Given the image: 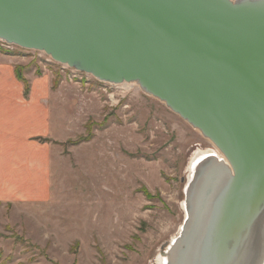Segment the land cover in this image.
<instances>
[{"label":"water","instance_id":"95a60500","mask_svg":"<svg viewBox=\"0 0 264 264\" xmlns=\"http://www.w3.org/2000/svg\"><path fill=\"white\" fill-rule=\"evenodd\" d=\"M0 40L102 81L135 82L198 128L229 164L208 173L171 259L256 263L264 222V0H0Z\"/></svg>","mask_w":264,"mask_h":264},{"label":"rangeland","instance_id":"374dc122","mask_svg":"<svg viewBox=\"0 0 264 264\" xmlns=\"http://www.w3.org/2000/svg\"><path fill=\"white\" fill-rule=\"evenodd\" d=\"M1 56L17 62L27 98L33 83L48 88L49 134L37 141L50 157L12 191L0 186V264H158L185 223L191 158L210 140L138 85L3 41Z\"/></svg>","mask_w":264,"mask_h":264},{"label":"crops","instance_id":"0c3cea01","mask_svg":"<svg viewBox=\"0 0 264 264\" xmlns=\"http://www.w3.org/2000/svg\"><path fill=\"white\" fill-rule=\"evenodd\" d=\"M16 65L14 60L0 57V186L7 191H12L15 183L24 184L25 168L42 169L44 164H49L50 157L37 141L49 134V119L45 118L49 110L41 98L49 93L48 88L45 87L44 91L39 88L35 92L33 83V90L27 98L25 84L17 76ZM17 165L20 168H16ZM17 193L29 195L31 192L25 188L23 194L21 191Z\"/></svg>","mask_w":264,"mask_h":264},{"label":"bare ground","instance_id":"6f19581e","mask_svg":"<svg viewBox=\"0 0 264 264\" xmlns=\"http://www.w3.org/2000/svg\"><path fill=\"white\" fill-rule=\"evenodd\" d=\"M65 65H67V64H65ZM100 81H102V80H100ZM102 82L107 83L106 81H102ZM127 83H130V84H127ZM121 84L136 85V86L138 85L135 82H124ZM140 89H141V87H140ZM142 91L145 92L144 90H142ZM145 93L147 95H150V96L156 98L155 96H153L152 94H150L148 92H145ZM156 99H158V98H156ZM160 101L164 103V101H162V100H160ZM192 127L194 129L200 131L198 128H196L194 126H192ZM201 134L204 136V134L202 132H201ZM204 137L207 138L208 140H210L208 137H206V136H204ZM211 159H212V162H211ZM227 164H229V162L225 158L224 154H222L218 150V148L214 146V144H213V147H211L209 149H205V150L200 149L197 153H195L193 155V157L191 158V162L189 163V167H188L189 168V171H188L189 172L188 173L189 174V180H188V185L186 187V195H187V197L189 196V199L185 200V202L183 203V209H182L183 213L185 214L184 220H186V218L188 217L187 223H188L190 217L193 216L196 212V206H198V203H199L198 197L200 195V191H203V188H205L206 185L208 184V181H207L208 179L206 178L208 173L212 169H215V168L218 170H223L225 168L224 166H228ZM218 170H216L214 173H217ZM196 185H197V187H196ZM195 187H196V193L193 194ZM191 194L195 195V199H193L194 200L193 204L195 206L192 208V212L189 211V205H188V204H190V202L192 200V197L190 196ZM193 204H192V206H193ZM187 223L181 224V227L179 228L178 233H176V235L171 237V240L169 241V244H168L169 246L165 249V251H163L162 248L161 249L159 248L160 250H159V253L156 257L158 264H179V260L175 259L174 261H172L171 257H172V252L174 250V245L177 244V242L179 241V238H180L182 232L185 230ZM261 228H262L261 236L258 240L259 250H258L257 255H256V261H255L256 263L255 264H264V222H263ZM175 254L180 256L181 250L179 253L177 250Z\"/></svg>","mask_w":264,"mask_h":264},{"label":"trees","instance_id":"16d2710c","mask_svg":"<svg viewBox=\"0 0 264 264\" xmlns=\"http://www.w3.org/2000/svg\"><path fill=\"white\" fill-rule=\"evenodd\" d=\"M18 70H19V68H18ZM28 88V87H27Z\"/></svg>","mask_w":264,"mask_h":264}]
</instances>
